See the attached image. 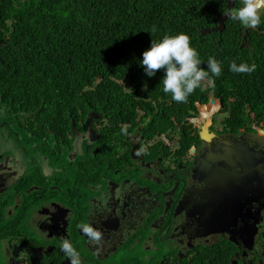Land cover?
Instances as JSON below:
<instances>
[{
	"label": "flooded vegetation",
	"instance_id": "flooded-vegetation-1",
	"mask_svg": "<svg viewBox=\"0 0 264 264\" xmlns=\"http://www.w3.org/2000/svg\"><path fill=\"white\" fill-rule=\"evenodd\" d=\"M9 3L0 0V264H70L62 239L81 264H264V106L249 105L239 78L203 80L186 109L141 92L150 109L131 124L85 105L22 107L10 89ZM80 225L101 232L99 244Z\"/></svg>",
	"mask_w": 264,
	"mask_h": 264
},
{
	"label": "trees",
	"instance_id": "trees-1",
	"mask_svg": "<svg viewBox=\"0 0 264 264\" xmlns=\"http://www.w3.org/2000/svg\"><path fill=\"white\" fill-rule=\"evenodd\" d=\"M9 7L16 45L10 58L16 82L10 80V89L21 95L22 107L85 105L96 112L103 108L113 122L131 124L150 109L141 92L172 100L163 92V70L148 77L140 61L151 41L179 33L190 37L202 68L207 71L208 58H215L225 76L239 78L238 89L249 92L255 111L264 106V83L259 84L264 72L229 70L232 61L264 68V33L249 29L253 53L242 47L245 28L238 21L227 20L223 33H205L218 27L227 0H10ZM260 26L264 31V16ZM200 96L198 87L186 102L175 103L186 109Z\"/></svg>",
	"mask_w": 264,
	"mask_h": 264
},
{
	"label": "clouds",
	"instance_id": "clouds-1",
	"mask_svg": "<svg viewBox=\"0 0 264 264\" xmlns=\"http://www.w3.org/2000/svg\"><path fill=\"white\" fill-rule=\"evenodd\" d=\"M224 14L227 18L238 21L244 28H248V31L249 29L258 31L256 28L260 26L261 15L264 14V0H241L240 7L228 8ZM151 31L156 32V27L153 26ZM248 31L246 30L243 35L246 36V45L249 44ZM250 50L253 53L254 48ZM201 63L199 53L190 46V37L184 33L165 35L159 42L151 41V47L142 53L140 61L148 77L163 70V92L170 94L176 103L186 102L188 96L200 87L203 80L210 79L209 73L212 77L221 75L222 68L215 58H208L207 71L201 67ZM256 67L258 68L256 63L249 65L232 61L229 70L237 74H251ZM211 82L215 83L214 80ZM80 227L90 243L99 244L102 239L101 232L88 225ZM60 248L70 259V264H81L79 253L68 240L62 239Z\"/></svg>",
	"mask_w": 264,
	"mask_h": 264
},
{
	"label": "water",
	"instance_id": "water-1",
	"mask_svg": "<svg viewBox=\"0 0 264 264\" xmlns=\"http://www.w3.org/2000/svg\"><path fill=\"white\" fill-rule=\"evenodd\" d=\"M234 0H228V8H232L233 7V2ZM227 20H229V18L226 17V15H221L219 18V25L217 28L213 29L212 31H205L206 34L212 33V32H220L222 33L225 29V24L227 22ZM204 34V32H203ZM246 45V36H243V44L242 46ZM88 123H90V120L88 121ZM75 133L77 132L75 127H74Z\"/></svg>",
	"mask_w": 264,
	"mask_h": 264
}]
</instances>
